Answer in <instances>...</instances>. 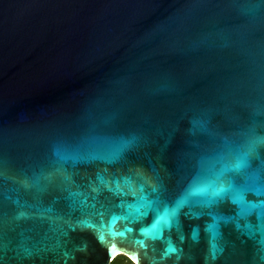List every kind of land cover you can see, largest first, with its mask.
<instances>
[{"label": "water", "instance_id": "1", "mask_svg": "<svg viewBox=\"0 0 264 264\" xmlns=\"http://www.w3.org/2000/svg\"><path fill=\"white\" fill-rule=\"evenodd\" d=\"M257 137L264 0H0V264H264L255 215L176 206Z\"/></svg>", "mask_w": 264, "mask_h": 264}, {"label": "snow or ice", "instance_id": "2", "mask_svg": "<svg viewBox=\"0 0 264 264\" xmlns=\"http://www.w3.org/2000/svg\"><path fill=\"white\" fill-rule=\"evenodd\" d=\"M196 124L197 122L193 121L194 127ZM262 145H264V137H257L226 153L222 157V164L216 177L209 182H193L176 206L183 205L190 197H200L209 206L231 202L236 206V217L246 219L255 215L260 223L264 222V199L259 203H254L249 199V196L264 197V164L254 166V157ZM116 190L119 191V188ZM158 191H160L158 187H152L153 193ZM141 193L138 197L141 207L137 208V212L140 215H146V212L141 211V208H153L154 205H163V214L159 213L158 208L156 209L157 219L152 227L156 228L161 222L168 224L170 216L175 215V210L173 209L170 212L164 201L159 199L149 200L147 195L143 193V187H141ZM133 195H135L134 191ZM210 227L214 228L216 225ZM246 227L251 229L252 225L249 224ZM172 250L170 249V251Z\"/></svg>", "mask_w": 264, "mask_h": 264}, {"label": "trees", "instance_id": "3", "mask_svg": "<svg viewBox=\"0 0 264 264\" xmlns=\"http://www.w3.org/2000/svg\"><path fill=\"white\" fill-rule=\"evenodd\" d=\"M112 264H134L130 259L125 256H118Z\"/></svg>", "mask_w": 264, "mask_h": 264}]
</instances>
